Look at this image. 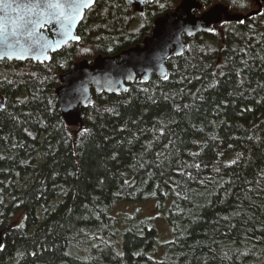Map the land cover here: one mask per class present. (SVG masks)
<instances>
[{"label": "trees", "instance_id": "1", "mask_svg": "<svg viewBox=\"0 0 264 264\" xmlns=\"http://www.w3.org/2000/svg\"><path fill=\"white\" fill-rule=\"evenodd\" d=\"M230 12L254 0H198ZM180 0H97L49 61L0 60V264H261L264 261V3L185 37L168 77L92 93L81 126L58 110L59 75L150 35ZM172 239L120 202H162ZM20 214V221L14 218ZM19 216V215H18ZM17 216V217H18ZM17 220V218H15Z\"/></svg>", "mask_w": 264, "mask_h": 264}, {"label": "water", "instance_id": "2", "mask_svg": "<svg viewBox=\"0 0 264 264\" xmlns=\"http://www.w3.org/2000/svg\"><path fill=\"white\" fill-rule=\"evenodd\" d=\"M97 0H0V60L49 61L50 54L69 42L79 40L76 29L85 11ZM148 0H125L143 12ZM256 9L230 12L216 4L201 9L198 0H180L175 8L157 16L150 35L116 55H97L91 62H74L59 75L55 89L58 110L67 126H81L82 110L92 101V93L118 94L128 83L148 81L152 75L168 77L166 60L179 56L187 46L185 37L209 32L222 21H243L261 11L264 0H254ZM59 4L61 7H52ZM69 5H79L74 12ZM87 5V6H85ZM4 99L0 95V111ZM3 231L0 230V246Z\"/></svg>", "mask_w": 264, "mask_h": 264}, {"label": "rangeland", "instance_id": "3", "mask_svg": "<svg viewBox=\"0 0 264 264\" xmlns=\"http://www.w3.org/2000/svg\"><path fill=\"white\" fill-rule=\"evenodd\" d=\"M76 126L78 125H73V129ZM170 204V198L163 200L162 202H158L156 200H147L142 202H120L114 206L110 214L111 216L116 217L117 227L119 228H122L125 225L122 221V218H124V220L127 222L131 220L136 221L137 216L150 220L156 231L157 244L160 245V247H156L153 256L157 259H160L164 255L162 245L173 238L171 229L166 220ZM20 216V214L16 215L15 218H17V220L14 218V223H18L21 220ZM261 264H264V261H262Z\"/></svg>", "mask_w": 264, "mask_h": 264}, {"label": "snow or ice", "instance_id": "4", "mask_svg": "<svg viewBox=\"0 0 264 264\" xmlns=\"http://www.w3.org/2000/svg\"><path fill=\"white\" fill-rule=\"evenodd\" d=\"M51 6L57 7V8L61 7V5H59V4H55V5H51ZM85 6H87V5H85ZM68 7L72 8L74 12H78V10H79V5H69Z\"/></svg>", "mask_w": 264, "mask_h": 264}, {"label": "flooded vegetation", "instance_id": "5", "mask_svg": "<svg viewBox=\"0 0 264 264\" xmlns=\"http://www.w3.org/2000/svg\"><path fill=\"white\" fill-rule=\"evenodd\" d=\"M206 10V9H205Z\"/></svg>", "mask_w": 264, "mask_h": 264}]
</instances>
